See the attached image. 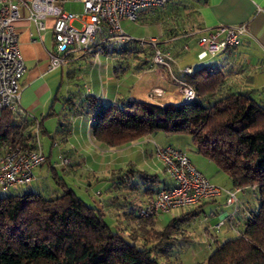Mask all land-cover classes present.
Returning <instances> with one entry per match:
<instances>
[{
  "label": "trees",
  "instance_id": "trees-1",
  "mask_svg": "<svg viewBox=\"0 0 264 264\" xmlns=\"http://www.w3.org/2000/svg\"><path fill=\"white\" fill-rule=\"evenodd\" d=\"M122 53L132 54V49L110 45L101 55ZM182 78L195 91L189 103L159 105L127 99L104 104L103 98L79 90L65 97L56 95L53 101L74 113H86L91 136L106 146L157 131L189 135L197 153L229 177L238 200V191H253L246 196L250 200L241 203L245 214L236 235L213 242L215 247L191 264H264V106L246 92L216 94L224 79L210 66L195 67ZM41 125L36 119L2 111L0 149L18 143L32 147L34 128L40 131ZM52 169L61 187L59 194L49 197L27 190L30 183L0 195V264L173 263L172 248L178 242L175 234L182 218L174 217L157 230L153 217L140 219L132 212L124 213L134 226L114 230L105 221L103 209L85 203ZM142 178L150 181L145 194L152 197L160 189L153 186L159 183L157 175L143 173ZM251 200L253 207L248 204ZM197 208L183 216H194Z\"/></svg>",
  "mask_w": 264,
  "mask_h": 264
},
{
  "label": "crops",
  "instance_id": "crops-1",
  "mask_svg": "<svg viewBox=\"0 0 264 264\" xmlns=\"http://www.w3.org/2000/svg\"><path fill=\"white\" fill-rule=\"evenodd\" d=\"M138 19L153 30V34L149 38L158 39V47L174 55V63L154 68V66L144 64L149 58L143 57L142 59L145 61H141L140 64L144 65L139 64L132 74L122 76L114 67L111 68V65L112 71L105 69L103 72H99L96 70V62L92 55L75 53L67 65L59 68L60 71L66 69V80L63 78L62 72L57 74V71L48 69L47 53L53 49L51 19L45 21L46 28L39 32L36 30L35 24L27 18V12H24L22 18L16 22L20 53L25 65V72L20 79L19 104L31 113L26 117L36 120L38 117L40 118L42 129L38 136L46 134L48 137H52L51 133L54 134L49 150L44 152L47 163L50 162L52 146L55 141L60 142L61 138L69 139L66 144H61L63 147L60 149L64 154L68 152L71 160L69 166H64V173L76 176L79 173L83 174L84 170H92L96 174V180L99 178L106 180L109 193H107V199L99 203L98 207L110 206L113 211L116 210V213L111 214L123 215L130 212L134 214L136 208L144 205L154 196L155 192L152 197L145 194V189L150 186V181L143 180V173L157 175L159 183L158 185L154 183V187L161 188L169 185L168 179L163 174L162 164L154 154V143L175 146L170 143L173 138L171 135L157 134V131L116 147H108L96 142L91 136L89 116L86 113H74L62 102L53 101L54 96L65 97L77 90L81 93H85L87 90L89 94L102 97L104 104H119L123 92H127V95L133 94V83L137 79L135 73L142 72L143 74L156 70L155 76H151V80L146 82L147 86L144 92L146 99L140 101L152 102L148 99L147 94L151 89L159 88L164 93L152 103L179 104L182 96L178 80H183L180 70L185 66L192 67L193 62H196L198 66H210L223 75V84L216 94L246 92L264 106V0H169L162 8L141 11ZM242 23H246L247 33L241 37L236 47L208 58V60H206L207 58L198 59L200 52L196 43L198 36L209 33L213 27L219 24L233 26ZM134 47L137 52H143L142 48L144 47H150L152 50V47L147 44L141 46L136 43ZM100 58L106 64L110 60H115V57L110 55H101ZM137 63H139L138 59ZM82 64L90 68L85 70L84 77L77 72L78 70L74 72L69 70L71 67L80 68ZM192 68L194 69V67ZM58 106L61 113L64 114L62 122L55 125L52 131L48 130L44 126L43 120L47 116L55 114L54 110ZM68 134L70 135L68 136ZM180 134L183 133L176 135ZM186 142H188L187 146L191 145L194 148L190 136ZM189 158L191 159L190 156ZM50 168L56 169L55 164H51ZM115 179L119 180L118 188L115 186ZM34 181H36V176ZM241 193L243 192L238 191L239 202L244 204L246 197ZM224 201V197L206 200L196 207L169 213V219L180 217L184 220L182 223L192 222L200 214L206 215L201 207L209 203V214L217 216V220L214 223L209 220V225L202 226L203 236L199 239L196 238V243L191 244L198 252L203 253L205 250L211 249L213 242H221L241 228L245 205L241 204L239 213L237 212L231 220L232 208L225 205ZM248 204L253 205L254 203L249 201ZM194 208H197L194 216H183ZM165 214H160L157 221L165 219ZM220 220H224V224L219 229H214L213 226Z\"/></svg>",
  "mask_w": 264,
  "mask_h": 264
},
{
  "label": "built area",
  "instance_id": "built-area-1",
  "mask_svg": "<svg viewBox=\"0 0 264 264\" xmlns=\"http://www.w3.org/2000/svg\"><path fill=\"white\" fill-rule=\"evenodd\" d=\"M79 2L82 13L67 11L60 2ZM169 0H0V116L4 110L17 118L28 116L19 104L20 79L25 65L20 53L19 34L16 22L27 12L39 32L46 28V20L51 19L53 49L47 53L48 69L65 66L73 54L92 55L98 61L102 50L110 45H128L136 42L153 48L151 65L169 66L174 63V55L158 47V39L136 40L124 32L122 20L135 22L144 10L164 7ZM80 26H75L74 22ZM247 33L246 23L226 26L219 24L200 35L196 43L200 49L198 59L212 58L219 53L236 47L241 37ZM193 68L185 66L182 75L191 74ZM182 103H189L195 97L194 89L183 80H178ZM159 88L151 89L147 97L150 101L163 95ZM102 98V97H101ZM32 147L18 143L5 144L0 149V190L25 186L35 180L34 170L45 163L38 138L37 126L33 133ZM56 143H54L55 145ZM154 154L161 162L169 185L161 187L144 205L136 208L134 214L140 219L174 213L184 208L196 207L206 200L225 198V205L232 208L235 216L239 208L236 190L212 183L180 148L154 143ZM60 164H70L69 158L60 156ZM177 210V211H174ZM224 224L220 220L213 228Z\"/></svg>",
  "mask_w": 264,
  "mask_h": 264
},
{
  "label": "rangeland",
  "instance_id": "rangeland-1",
  "mask_svg": "<svg viewBox=\"0 0 264 264\" xmlns=\"http://www.w3.org/2000/svg\"><path fill=\"white\" fill-rule=\"evenodd\" d=\"M60 5H62L63 8L67 11H72L78 14L82 13V4L79 2L63 3L61 1ZM74 25L80 26V24L76 21L74 22ZM122 26H123L124 32L136 40L144 39L146 41L148 40L150 35L153 34V30L139 19L135 22H131L128 20L123 21ZM134 44H136V42H132L128 44V48L132 49V54H126L125 56H124V53L119 54L118 57H115V60H112V61L110 60L108 61L109 63L107 62V64L106 62L102 60V58L99 57L100 60L95 61L96 70H98L99 72L101 71L103 72L105 69H107V71L109 70L112 71L113 69H110V65H111V68L114 67L115 70H117L122 76H124L125 74H132L134 69H137L136 66H138L141 61H145L142 59L143 57L149 58L148 61H145L144 64L151 65V56L153 53V48L151 50L150 47H144L142 48L143 52H137V50L134 47ZM137 59L139 60V63H137ZM206 60H208V58ZM105 64L107 65V68H105L106 66ZM144 64L141 63L140 65H144ZM155 66H162V65H155ZM155 66L154 68H158ZM192 67L194 68L198 67L197 63L193 62ZM71 68L69 69L71 72L78 70L77 72L82 74L83 77H84V74L86 73L85 70L90 69L89 66L86 67L84 64L80 65V68H77V67H71ZM51 71H57V74H60V72H62L63 78L66 80V69H63V71H60V69L58 68V69L51 70ZM155 72L156 70L148 71L143 74L142 72L135 73V75L137 76L136 77L137 79H136V82L133 83V87H132L133 94L127 95L126 94L127 92H123L122 98H121L122 102H125L127 99L131 101L134 99L139 100V101L145 100L146 97H145L144 92L147 86L146 82L147 80H151V76H155ZM87 93L89 92L86 90V92L85 93L83 92L82 94H87ZM125 94L126 96H124ZM25 111L28 114L30 113L26 109ZM54 111H55V114L47 116L43 120V124L46 127V129L51 130V131L54 129L55 125H57L59 122H62V119H63L62 116L64 115L63 113H61L59 106ZM37 120L39 121L40 118L38 117ZM34 131H35V128H34ZM51 134H52L51 136L53 137L54 134L53 133ZM157 134L171 135L173 139H171L170 143L174 144L176 147H179L181 150L185 151L191 157L192 161L196 164L199 170L206 177H208V179H210L212 183L222 186L224 188H232V183L229 177L225 174V172L219 169L218 166L213 161L197 153V151L191 145L187 146L186 143L188 142H186V140L189 139L188 135L186 134L176 135V134H172V133L164 132V131H158ZM69 135L70 134H68V136ZM52 137H48L46 134L44 135L40 134L38 136L43 152H47L49 150V145H50V141ZM65 139L61 138L60 142L55 141L56 144L52 146L53 152H51L50 162L47 163V159H46L44 164H42L41 166H39L38 168L34 170L36 181L32 182L28 187L26 186L25 188L27 190H33V191L40 192L42 195L49 196V197H53L59 194L61 192V187H59V185L56 183L57 180L53 177V174L55 173L53 169L50 168V165L54 163L56 167L57 177L62 179L68 185V187L72 189L74 193L78 197H80L85 203H87L88 205H93V206L98 207L99 203H101L104 199H107L106 196L108 195L107 193H109L108 185L106 184L107 181L102 178H99L98 180H96L95 179L96 174L93 173L92 170H84L83 174L79 173L76 176H69L67 172L64 173V166L60 164L61 163L60 156L70 159L68 152L64 154L60 150L63 147L61 146V144L64 145L69 141V139H66V140ZM114 181H115V186L118 188L119 180L115 179ZM116 187H115V192H116ZM252 192L253 191H251V189H247V191L241 194H244L245 197L246 196L249 197V194H252ZM3 194H5V192L0 190V195H3ZM251 207H253L252 204H251ZM99 208L103 209L104 213L106 214L105 221L112 227V229L115 230L116 228L119 227V228H126V231H128V230H131L132 226H134L132 225L133 222L131 223V221H129L123 215L111 214V213H116V210L113 211L112 210L113 208L111 209L110 206H100ZM201 208L203 209L202 211L206 214L205 216L207 218L203 216V214H200L199 217L196 220H194L195 222L192 221L188 223L178 224L179 233L177 232L175 234L178 238V242L172 248L173 249L172 254L174 255L173 257L175 258L174 260L172 258L173 260L172 264H191L194 261H199L204 257L205 255L204 252L203 253L198 252L195 248L192 247L191 244L196 243L195 241L196 238L199 239V237L203 236L202 226L209 225L208 223L209 220H211V222L214 223L217 220V216H210L209 214L210 204L209 203H206ZM174 211H177V210H174ZM158 216L152 218L154 227L157 230L165 226L170 220L169 213L165 214V219L163 220L157 221ZM203 218H204V222H203ZM235 235L236 234H230L228 237L231 238ZM213 247L215 246H212V248ZM162 261L164 262V260Z\"/></svg>",
  "mask_w": 264,
  "mask_h": 264
}]
</instances>
